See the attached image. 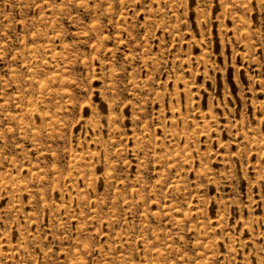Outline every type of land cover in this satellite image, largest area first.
Returning a JSON list of instances; mask_svg holds the SVG:
<instances>
[{"label": "rangeland", "instance_id": "rangeland-1", "mask_svg": "<svg viewBox=\"0 0 264 264\" xmlns=\"http://www.w3.org/2000/svg\"><path fill=\"white\" fill-rule=\"evenodd\" d=\"M0 264H264V0H0Z\"/></svg>", "mask_w": 264, "mask_h": 264}]
</instances>
